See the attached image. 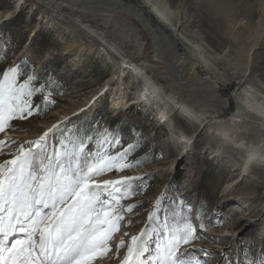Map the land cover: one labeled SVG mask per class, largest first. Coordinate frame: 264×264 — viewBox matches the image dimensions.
<instances>
[{
  "label": "rangeland",
  "instance_id": "374dc122",
  "mask_svg": "<svg viewBox=\"0 0 264 264\" xmlns=\"http://www.w3.org/2000/svg\"><path fill=\"white\" fill-rule=\"evenodd\" d=\"M211 1L212 11L223 7L230 14L228 20L215 16L213 29H225L228 23L231 37L240 41L242 59L247 55L250 59L247 74L264 84V0ZM45 4L41 0H0V68L16 65L23 73L35 75L45 86L42 95L48 97L45 102L38 94L39 109H33L26 119L13 120L16 130L0 133V139L14 141L9 148L15 152L57 125L47 137L49 152L55 142L77 138L84 140L93 160L97 155L116 156L134 146L126 157L131 167H114L96 177L97 182L129 178L132 191L120 201L123 219L109 242L111 251L95 261L121 264L131 237L146 229L149 251L141 264L148 260L155 264L157 245L167 239L170 229L188 219L196 228V237L180 247L187 257L201 264H260L264 260V163H252L250 175L239 179L230 175L233 167L241 168L246 152L215 141L209 127L192 125L165 96L150 92L145 98L146 84L136 72L125 73L121 84L124 102L135 98L139 102L114 113L111 80L125 65L123 55L85 23ZM114 14L122 18L118 11ZM240 20L246 27L238 32ZM149 101L154 103L149 106ZM106 132L111 133L109 142L102 143ZM11 134L23 137L12 138ZM112 136L120 141L118 145L111 143ZM216 150L219 157L213 158ZM10 158L5 151L0 162ZM222 167L227 171H219ZM128 206L131 212L126 211ZM219 229L231 235L211 234ZM121 240L124 246L118 247ZM202 244L222 249L200 258L199 251L206 249Z\"/></svg>",
  "mask_w": 264,
  "mask_h": 264
},
{
  "label": "snow or ice",
  "instance_id": "6c2138e0",
  "mask_svg": "<svg viewBox=\"0 0 264 264\" xmlns=\"http://www.w3.org/2000/svg\"><path fill=\"white\" fill-rule=\"evenodd\" d=\"M44 88L35 75L16 65L0 68V133L16 130L13 120L26 119L39 109L38 94L48 101ZM56 127L15 152L9 148L14 141L0 139V155L7 151L11 156L0 162V264H94L111 251L109 242L123 219L120 201L132 189L129 178L97 182L96 177L114 167H131L126 157L134 146L93 160L84 140L77 138L55 142L49 152L47 137ZM109 136L106 132L102 143H108ZM111 143L120 141L112 136ZM146 231L131 237L121 264H141L149 251ZM195 237L196 228L188 219L170 229L157 245L155 264H201L180 250Z\"/></svg>",
  "mask_w": 264,
  "mask_h": 264
},
{
  "label": "bare ground",
  "instance_id": "6f19581e",
  "mask_svg": "<svg viewBox=\"0 0 264 264\" xmlns=\"http://www.w3.org/2000/svg\"><path fill=\"white\" fill-rule=\"evenodd\" d=\"M41 1L85 23L88 30L100 33L110 48L123 55L126 66L111 80L115 85L111 98L114 113L139 102L137 98L124 102L121 84L125 73L136 72L146 84L145 98L150 92L165 96L192 125L209 127L215 141L237 152H246L241 168L233 167L230 175L239 179L250 175L252 163H264V84L247 74L250 59L248 55L242 59L240 41L231 37L233 31H229L228 21L225 29H213L215 16L226 20L230 16L223 7L212 11L211 0H177L175 4L173 0ZM198 25L200 30L193 29ZM245 27V22L240 20L236 31L241 32ZM152 102H148L149 106ZM44 132L34 138L39 139ZM215 157H219L217 150ZM221 170L227 171L223 167ZM211 234L231 235L224 229ZM201 247L206 249L199 251L200 258L222 249L214 244Z\"/></svg>",
  "mask_w": 264,
  "mask_h": 264
}]
</instances>
